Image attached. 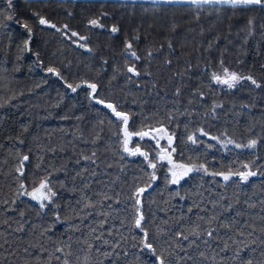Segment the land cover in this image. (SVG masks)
Returning <instances> with one entry per match:
<instances>
[{"label":"trees","instance_id":"1","mask_svg":"<svg viewBox=\"0 0 264 264\" xmlns=\"http://www.w3.org/2000/svg\"><path fill=\"white\" fill-rule=\"evenodd\" d=\"M33 13L56 28L40 25ZM4 15L29 25L31 51L24 50L26 30ZM113 27L119 30L113 33ZM72 32L78 36L70 39ZM224 69L252 76L260 87L247 79L233 88L219 84L212 77H223ZM67 84L81 87L72 92ZM87 84H96L97 91ZM108 103L130 116L129 131L167 128L177 163L204 165L208 173L245 172L248 165L257 175L225 181L191 172L172 184L167 161L153 170L141 155L124 151L122 123ZM193 135L195 143L189 140ZM251 140L256 146L245 147ZM137 145L156 163L161 144L132 137L128 147ZM23 156L29 159L21 175ZM153 171L157 179L148 187ZM260 173L264 9L259 5L12 0L9 9L8 0H0V264H64L66 257L68 264H159L161 258L164 264H264ZM45 178L56 195L41 209L21 193ZM139 188L146 189L139 197L146 237L134 223ZM233 241L247 247L237 251Z\"/></svg>","mask_w":264,"mask_h":264},{"label":"snow or ice","instance_id":"2","mask_svg":"<svg viewBox=\"0 0 264 264\" xmlns=\"http://www.w3.org/2000/svg\"><path fill=\"white\" fill-rule=\"evenodd\" d=\"M191 2L196 3L197 5L200 4H229L232 6H236V5H259L262 9H264V0H191ZM8 4H9V9L11 8L12 5V0H8ZM33 15L36 16L37 18V22L40 25H48L52 28H56L55 24H51L50 21H48L46 18L41 17L38 13H33ZM3 18L5 20L8 21H13L17 24H19L23 29L26 30L27 35H28V40L24 41V50L25 51H31L30 48V44H31V39H32V29L29 27V25L26 22H23L21 20H17L15 18L14 15H4ZM90 24L92 25H96L98 22L96 20H91L89 21ZM251 23V21H250ZM64 29H67L68 26L64 25L63 26ZM58 31H60V29H57ZM119 29L116 27H113L111 29V32L115 33L117 32ZM65 35H67V32L64 33ZM78 36V33L72 32L71 36L69 37L71 39V37H76ZM80 40H85L86 37H79ZM135 39H139V37H136ZM81 47H83V45H81ZM132 48V44L131 42H127L126 43V49H131ZM131 56L135 57L136 60H139L140 57L136 55V53L133 51L131 52ZM170 63V62H169ZM48 72L59 76L60 73L52 67H49L47 69ZM127 71L129 73H133L136 76H139L140 73L137 72V70L135 69V67H129L127 69ZM213 80H215L217 83L219 84H224L227 85L228 88H233L237 85V83H239L241 80L243 79H247L249 81H251V83L253 85H256V87H260V85L257 83V81L252 77V76H247V77H241L239 76L237 73L235 72H229L228 69H224V76L221 77L219 75H216L215 73L213 74ZM67 87L69 89H71L72 92H76V90L78 88L81 87L80 84H77L75 86H73L72 84H67ZM87 87L89 89H91L92 93H95L97 91V85L96 84H87ZM177 95H179V89H177ZM200 95H203V93H200ZM95 99V97H93ZM97 103L104 105L105 101L104 100H97ZM107 108H109L112 113L115 114V116L120 120V122L122 123L123 126V136H124V140H123V147H124V151L128 152L130 155H141L142 157H144L145 160L148 161V166L150 168H152L153 170H155L157 168V164H160L161 166H163V162L167 161L168 165H171V167L168 168V172L170 173V180L169 182L172 184H179L180 181L182 179H184L186 176L189 175V173L191 172H201L203 171L205 174H210L212 176H222L223 179L225 181L230 180L233 176H239L240 179L242 181H247L249 177L251 176H255L257 175V172L251 171V169L249 168L248 165H244L243 167L248 169L245 172H215V173H208L207 168L204 165H185V164H178L175 163L171 153H174L176 151L175 147H171L173 144V138L171 135H168L167 133V128H165L163 125H161L160 127H150L148 130H139V131H129L128 129V123L130 120V116L127 113L121 112V111H117V108L114 104L112 103H108L106 105ZM215 107V106H214ZM214 110V109H213ZM203 135H207V133L203 132V129L199 130ZM132 137H139L141 140H143L145 137H149L152 141L155 142L156 145L160 144V141L162 139H166L167 141V145L170 148H163L160 149L159 151H157L154 155V158L156 160V163H153L152 160L149 159V153L145 152V151H141V148L137 145L135 148H129L128 144H129V140ZM213 139H217L216 137H213ZM189 140H191L193 143L196 142L195 140V135L190 136ZM227 143H234V141L228 140ZM257 144L256 140H251L249 141V143L247 145H245V147H249V148H254ZM237 147H241V145H236ZM93 155H95V153H93ZM29 159L28 156H23L20 164L21 167L19 169H17V171H19L21 173V175H23V164L25 161H27ZM85 159H88V157H85ZM179 170V171H177ZM261 175H264V173H260ZM157 179L155 172L153 171V173L151 174L150 178H149V183H148V187H151L152 182H154ZM20 189L24 190L25 189V185L24 184H20ZM145 188H139L137 189L136 192V211L138 213V217L135 219L134 223L135 226L137 228H141L142 231H144V235L145 237L147 236V232L142 228V221L144 220V216H143V212L141 211L142 208V204L141 201L139 199L140 195L145 191ZM23 195H28L31 196L34 200L39 202V206L41 209L45 208L47 205L45 203V201L47 202H52V198L56 195V193L54 191H52V188L50 186V183L48 181L47 178L42 179L39 182L38 187H34L32 189V191L28 192V191H22ZM177 195H179V193H177ZM189 211H191V209H189ZM21 216H23V213H21ZM59 217H57L58 219ZM251 227V226H249ZM23 230V226L21 225L17 231H22ZM261 232H264V228L260 229ZM193 235H199V233H192ZM207 236L211 237L212 236V231H208ZM240 236H243L244 233L240 232L239 233ZM249 235H252V233H249ZM97 239H99V237H97ZM183 239L184 240H188L189 237L187 235H183ZM262 243H264V241H261ZM85 243H87V241H85ZM104 243H108V241H104ZM194 243V241H193ZM233 243L238 245L237 251L240 250V247H247V244H242L240 241H233ZM0 247H2V245H0ZM145 247L152 250L153 252H155V249L152 248L151 244H145ZM228 245H225V248H227ZM25 251H27V249H25ZM58 251L63 252V249H58ZM57 259H59V257H57ZM64 264H68V259L67 257L64 260ZM159 264H164V260L161 258L159 259ZM248 264H252V261H249Z\"/></svg>","mask_w":264,"mask_h":264},{"label":"rangeland","instance_id":"3","mask_svg":"<svg viewBox=\"0 0 264 264\" xmlns=\"http://www.w3.org/2000/svg\"><path fill=\"white\" fill-rule=\"evenodd\" d=\"M167 133H168V131H167ZM168 135H171L170 133H168ZM172 136V135H171ZM147 138H149V137H147ZM172 138H173V136H172ZM150 139V138H149ZM162 140H164V142L163 141H160V144H161V148L163 149V148H169V146L167 145V141H166V139H162ZM173 143H174V138H173ZM171 147H173V144H172V146ZM169 151H170V148H169ZM173 153H171V155H172ZM172 158H173V156H172ZM174 160V159H173ZM174 162L175 163H177L175 160H174ZM178 164H180V163H178ZM189 166H191V165H189ZM177 171H179V170H177Z\"/></svg>","mask_w":264,"mask_h":264},{"label":"crops","instance_id":"4","mask_svg":"<svg viewBox=\"0 0 264 264\" xmlns=\"http://www.w3.org/2000/svg\"><path fill=\"white\" fill-rule=\"evenodd\" d=\"M144 1V0H141ZM149 1H157V2H186L191 0H149Z\"/></svg>","mask_w":264,"mask_h":264}]
</instances>
